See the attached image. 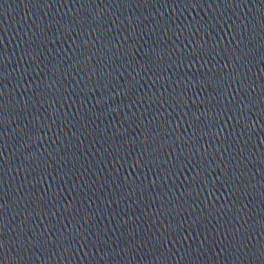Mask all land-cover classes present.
<instances>
[{
  "label": "water",
  "instance_id": "95a60500",
  "mask_svg": "<svg viewBox=\"0 0 264 264\" xmlns=\"http://www.w3.org/2000/svg\"><path fill=\"white\" fill-rule=\"evenodd\" d=\"M0 264H264V0H0Z\"/></svg>",
  "mask_w": 264,
  "mask_h": 264
}]
</instances>
